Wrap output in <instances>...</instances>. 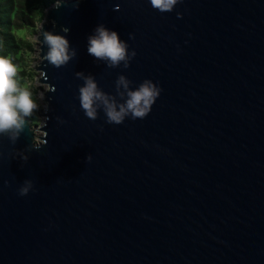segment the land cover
Returning a JSON list of instances; mask_svg holds the SVG:
<instances>
[{
  "label": "water",
  "instance_id": "obj_1",
  "mask_svg": "<svg viewBox=\"0 0 264 264\" xmlns=\"http://www.w3.org/2000/svg\"><path fill=\"white\" fill-rule=\"evenodd\" d=\"M54 5L35 66L50 110L16 144L0 137V264H264V0ZM100 24L136 51L129 68L88 54ZM43 29L77 49L67 66L43 59ZM76 72L110 94L121 74L162 92L145 119L93 121Z\"/></svg>",
  "mask_w": 264,
  "mask_h": 264
},
{
  "label": "clouds",
  "instance_id": "obj_2",
  "mask_svg": "<svg viewBox=\"0 0 264 264\" xmlns=\"http://www.w3.org/2000/svg\"><path fill=\"white\" fill-rule=\"evenodd\" d=\"M81 2L82 0H76L77 8ZM181 2L182 0H150L151 7L161 13L172 12ZM63 3L64 0H55L54 6L59 9ZM182 16V13H177L178 18ZM62 31L68 33L70 29L64 27ZM129 38L135 39L134 34H129ZM39 39L42 48L47 47L43 59L55 68L67 66L78 55L77 49L71 47L66 35L43 29ZM87 51L108 68H119L123 65V68L127 69L137 55L135 50L129 51L128 42L121 40L118 32L108 29L104 24L98 25L94 34L88 37ZM17 71V66L10 59L0 56V137H8L13 144H16L29 125V118L40 109L30 86L25 84L21 87L18 84ZM76 77L83 81L79 88L78 100L85 116L95 121L102 111L108 124L119 125L127 118L145 119L162 92V88L151 79H145L133 88V81L123 74L115 81V94L102 90L92 74L76 72ZM51 91L55 89L52 88ZM38 99L45 100V93L41 92ZM44 110H50L48 103H45ZM33 148L38 150L41 146L33 144ZM17 155L25 163L29 160V156L22 151L17 152ZM90 160L89 154L86 161ZM32 189L33 182L25 180L19 189V195L26 196Z\"/></svg>",
  "mask_w": 264,
  "mask_h": 264
},
{
  "label": "trees",
  "instance_id": "obj_3",
  "mask_svg": "<svg viewBox=\"0 0 264 264\" xmlns=\"http://www.w3.org/2000/svg\"><path fill=\"white\" fill-rule=\"evenodd\" d=\"M54 3L55 0H0V56L10 59L17 66L16 80L21 87L28 81H33L35 73L27 72L28 50L32 46L20 31L35 32V28L42 23L46 10ZM41 109L40 106L33 113L30 117L32 121Z\"/></svg>",
  "mask_w": 264,
  "mask_h": 264
},
{
  "label": "rangeland",
  "instance_id": "obj_4",
  "mask_svg": "<svg viewBox=\"0 0 264 264\" xmlns=\"http://www.w3.org/2000/svg\"><path fill=\"white\" fill-rule=\"evenodd\" d=\"M40 26L41 24H39L36 28H35V32H30L28 30H21L20 32L22 37L31 44L32 49L28 50L29 53V57L27 59L28 62V66H27V72H32L34 71L35 75L33 76L34 80L33 81H28V85L30 86L32 92H34L35 90V94L34 97L37 98V103L40 104L41 108L44 109V105L45 102L44 100L41 101L38 99L39 94L41 92H44V90L47 89L46 85L44 84H40L39 83V78H40V73L39 71L35 70V66L38 64L39 60H40V47H39V40H38V34H39V30H40ZM44 123V118L40 115V113L37 115L36 118L33 119L32 124L33 125H37L39 127H41ZM40 129H37L36 133L37 134H43L42 131H38ZM37 142H39L40 140L37 139Z\"/></svg>",
  "mask_w": 264,
  "mask_h": 264
}]
</instances>
